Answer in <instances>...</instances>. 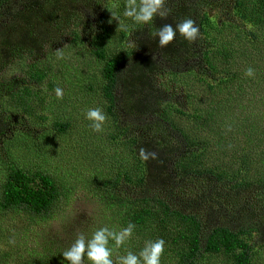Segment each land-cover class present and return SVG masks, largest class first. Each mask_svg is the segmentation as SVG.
<instances>
[{"label":"rangeland","instance_id":"obj_1","mask_svg":"<svg viewBox=\"0 0 264 264\" xmlns=\"http://www.w3.org/2000/svg\"><path fill=\"white\" fill-rule=\"evenodd\" d=\"M190 1L198 16L203 11L211 20L232 22V25L239 20L236 9L233 11L235 0H200V7L197 6L198 0H167L166 7L174 10ZM113 2L117 0H9L0 9V174L8 168L26 172L41 170L68 190L61 194L50 216L41 214L29 218L22 210L0 208V264H32L36 259L47 260L49 256L56 257L58 264H68L62 253L79 232L90 237L92 232L104 226L119 231L121 228L117 227L113 213L98 199L99 186L109 182L121 197H159L174 209L209 216L213 225L264 224V204L258 201L253 188L234 191L227 184L208 177H186L169 189L164 183L163 154L158 153L157 159H141L140 148L150 151L151 145H158L162 140L167 141L169 147L177 139L167 129L156 130V117H144L137 112L131 114L127 112L129 105L125 102L127 109L123 110L125 106L121 102V91L127 67H123L119 74L121 81L117 96L118 120L128 133L113 131V125L108 120L101 132H95L89 126L91 122L85 118L87 110L96 107L104 110V100L95 86L102 65L92 54L97 42L94 45L90 42L93 41L92 37L102 33L97 25L103 21V7L106 11ZM118 3L120 7L114 11L124 10L125 0H118ZM95 6L100 8H93ZM108 22L105 16L104 24ZM109 28L113 30L111 40L118 39L122 28ZM205 29L208 45L212 46L215 42L213 47L216 48L227 43L225 40L235 38L231 29H226L220 35L215 33L212 26H205ZM128 38L131 42L132 37L129 35ZM234 42L236 48L239 43L243 49L251 45L244 33ZM106 43L112 42L109 40ZM57 49L63 50V59H57ZM19 50H23V54L16 56ZM178 55L174 59L171 57L174 67L158 56L154 57L165 71L162 77L158 73L152 82L160 95L159 102L151 103L154 111L165 104H177L187 110L190 106V84L196 94H206L197 80L209 77L201 75L206 69L199 68L189 55ZM21 56H25L27 62L40 64V67L45 64L49 70L53 69L51 82L45 80L40 85L30 86V91L40 98V113L45 116L43 120L23 115L9 99L8 89H5L6 85L1 79V74L6 80L25 75L28 70L25 65L20 62L14 64ZM91 84L93 88H90ZM57 87L63 89V99L56 98ZM245 87L248 88L247 85ZM248 89L232 102V113L264 115V87L257 83L256 88ZM137 95L141 93H135V98L129 97L136 101L140 99ZM233 120L224 122L222 129L230 127L237 131L236 138L240 142L236 144H240L236 151L243 146L239 131L252 136L253 145L257 138L264 139L260 134V123L256 120L235 123L236 130L232 125ZM52 121H68L71 127L64 133H57L51 126ZM126 140L134 141L131 148L134 147L136 153L127 148ZM253 145L245 149L252 156L251 159L264 151V143ZM134 155L137 159L135 170L127 164ZM178 155L179 151L173 152L174 157ZM126 173L132 178L141 176L144 180L142 178L140 185L133 184L129 188L124 179ZM206 205L210 212L204 208ZM10 239H14L15 244H9ZM129 242L131 246L139 247V236L133 233ZM255 253L252 264H264V246H258ZM222 260V257L212 256L205 264H225ZM85 264H90L86 257Z\"/></svg>","mask_w":264,"mask_h":264},{"label":"trees","instance_id":"obj_2","mask_svg":"<svg viewBox=\"0 0 264 264\" xmlns=\"http://www.w3.org/2000/svg\"><path fill=\"white\" fill-rule=\"evenodd\" d=\"M7 2L9 3V0H0V9L6 6ZM200 5L202 2L198 0L197 6ZM234 10L235 14L239 15V20L235 21L234 25L231 24L232 22L221 23L217 19L211 20L203 11L198 16L190 1L171 10L167 16L168 20L156 17L150 24H135L123 16L124 10L121 8L116 13L125 27L120 31L118 39L111 40L113 30L109 27H117L119 22L110 17V11L107 9L105 11L103 7L101 11L103 21L97 25L102 33L92 37L93 41L90 42L93 45L97 42L92 54L102 65L99 69L98 84L95 86L104 100L103 111L109 123L113 125L112 130L118 131L119 134L128 133L118 120L120 116L117 96L121 81L119 74L123 67H127L121 91L124 100L121 99V102L125 106L123 110L127 109V104L129 105L127 112L131 114L137 112L144 117H156L154 121L157 123L156 130L167 129L177 139L175 144L169 147L165 140L149 147L150 151L162 153V157H165L162 163L165 168L164 183L169 189L186 177H208L218 183L227 184L234 191L253 188L258 201L264 204V151L251 159L252 156L245 149L253 145L252 136L243 135L239 131L243 137L241 140L243 146L238 148L241 151H236L240 144H236L240 142L236 138L237 131L222 129L224 122L233 118L234 128L235 123L237 125L239 122L249 123L256 120L260 123L262 130L260 134L264 138V115L232 113L234 106L232 102L236 101L245 89L249 88L250 91L252 87L256 88L257 83L264 87V0H235ZM105 16L109 21L108 24H104ZM187 17L194 19L199 26V38L194 43H189L177 34L172 43L160 47L158 37L154 33L164 24H172L174 27ZM165 20L168 23L164 22ZM157 21L160 23L157 24ZM249 24L252 25L251 29L247 27ZM205 26H212L217 35L223 34L226 29H231L235 38L225 40L227 43L220 45V48L213 47L215 42L210 46ZM241 33H244L251 43L247 49L240 48V43L238 48L235 47L234 41ZM129 35L132 37L131 42ZM109 40L112 43H106ZM179 53L189 55L199 68L206 69L201 75L209 77L205 80L197 79L206 90V94L204 96L196 94L190 84L188 89L191 92H189L190 106L187 110L181 109L177 104H169V106L165 104L154 111L151 103L159 102L160 95L159 89L152 82L158 73H160L158 76L162 77L165 72L154 57L158 56L160 60L174 67L171 57L174 59ZM18 54L22 55L23 50H19L16 56ZM18 62L28 69L24 76L6 80L1 74L3 84L6 85L5 89L9 92V99L23 115L43 120L45 116L40 113V98L30 91V86L40 85L45 80L51 82L53 69L49 70L45 64L40 67V64L27 62L25 56L15 60L14 64ZM248 67L255 69L254 77L244 75ZM187 74L191 75V72ZM27 82L29 85H24ZM93 87L91 84L90 88ZM137 92L141 93L137 95L140 99L131 100L129 96L135 98ZM50 123L57 133H64L71 127L68 121ZM126 141L127 148L136 153L134 147L131 148L134 141ZM257 143H264V139L257 138L254 145ZM177 151L179 155L174 157L173 152ZM130 158L127 164L135 170L137 159L135 155ZM142 178L141 176L132 178L129 173L124 176L126 186L129 188L133 184L140 185ZM100 188L97 190L98 199L113 213L117 227H126L131 222L136 225L134 233L139 236V247L131 246L128 241L119 250H114V260L117 255H125L127 251L138 254L147 240L158 238H163L165 241L161 264H170L172 261L174 264L202 262L205 264L212 256L222 257L225 264H252L255 260L253 257L256 248L264 246V224L213 225L209 216L195 214L194 211L174 209L159 197H121L115 193L110 182ZM67 192L68 190L58 180L41 170L26 172L8 168L0 174V208L22 210L29 218L41 214L50 216L61 194ZM204 208L210 212L209 206L206 205ZM109 246L113 247L114 242L110 241ZM32 264H58V262L56 257L49 256L47 260L36 259Z\"/></svg>","mask_w":264,"mask_h":264},{"label":"clouds","instance_id":"obj_3","mask_svg":"<svg viewBox=\"0 0 264 264\" xmlns=\"http://www.w3.org/2000/svg\"><path fill=\"white\" fill-rule=\"evenodd\" d=\"M166 3L167 0H125L123 16L135 24H150L156 17L167 18L171 9L166 7ZM119 7L117 0V2L111 4L108 10L112 18L119 22L118 27L123 29L125 25L120 22L119 16L114 11ZM247 27L251 29L252 25L249 24ZM177 34L189 43H194L200 36V29L194 19L187 17L174 27L172 24H164L154 33L158 37L160 47H166L172 43ZM56 55L57 59H63V50L57 49ZM244 75L246 77H254L255 69L248 67ZM55 94L57 99H63L62 88L57 87ZM85 118L91 122L89 126L95 132L103 131L104 125L108 120L106 113L99 107L89 108ZM230 130L231 128L229 127ZM139 155L144 161L149 158H158L156 152L148 151L145 148L139 149ZM135 227L136 225L131 222L119 231L104 226L92 232L90 237L84 232H79L71 245L63 251L62 256L64 260L68 261V264H85V257L90 264H161V257L165 251L163 238L146 241L138 254L127 251L125 255H117L115 260L113 259L114 250H119L132 238ZM110 241L114 242L113 247L109 246ZM8 243L15 244V240L10 239Z\"/></svg>","mask_w":264,"mask_h":264}]
</instances>
